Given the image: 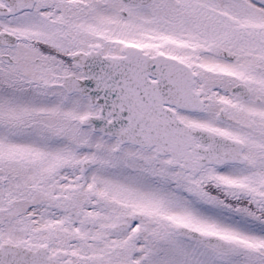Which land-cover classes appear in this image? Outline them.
<instances>
[{
  "label": "snow or ice",
  "instance_id": "6c2138e0",
  "mask_svg": "<svg viewBox=\"0 0 264 264\" xmlns=\"http://www.w3.org/2000/svg\"><path fill=\"white\" fill-rule=\"evenodd\" d=\"M0 264H264V0H0Z\"/></svg>",
  "mask_w": 264,
  "mask_h": 264
}]
</instances>
